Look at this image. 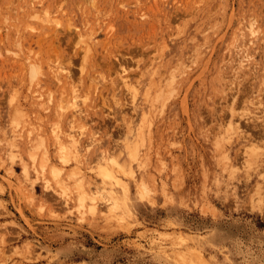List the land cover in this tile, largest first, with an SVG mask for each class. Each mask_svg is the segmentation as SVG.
Returning a JSON list of instances; mask_svg holds the SVG:
<instances>
[{
    "label": "rangeland",
    "instance_id": "obj_1",
    "mask_svg": "<svg viewBox=\"0 0 264 264\" xmlns=\"http://www.w3.org/2000/svg\"><path fill=\"white\" fill-rule=\"evenodd\" d=\"M0 264H264V0H0Z\"/></svg>",
    "mask_w": 264,
    "mask_h": 264
},
{
    "label": "bare ground",
    "instance_id": "obj_2",
    "mask_svg": "<svg viewBox=\"0 0 264 264\" xmlns=\"http://www.w3.org/2000/svg\"><path fill=\"white\" fill-rule=\"evenodd\" d=\"M43 17H44V16H43ZM44 20H45V19H44ZM46 20H47V19H46ZM54 20H55V19H54ZM48 23H49V22H48ZM132 90H133V89H131V92H132ZM132 93H133V92H132ZM133 94H134V93H133ZM74 142H75L74 139L70 141L71 144H74ZM75 143H76V142H75ZM105 154H106V153H105ZM105 157H106V156H105ZM107 157H108V156H107ZM133 158H134V157H133ZM103 159H104V158H103ZM106 159L108 160V158H106ZM110 160H111V159H110ZM110 160H109V161H110ZM111 161H112V160H111ZM108 163H109V162H108ZM108 165H109V164H108ZM109 166H110V165H109ZM107 167H108V166H107ZM107 167L104 166V168H103V170H102V171H103L104 178H105L106 180H110V179H113V178H114L115 180H117L118 178H115V177L112 175L111 171H110ZM109 168H110V167H109ZM111 170H112V169H111ZM119 182H120V181H118V184L121 185L122 183L120 182V183H121V184H120ZM118 184H117V185H118ZM121 186H122V185H121ZM95 193H96V192H94V193H89V194L86 193V195H88V200H89L90 206L93 207V208H95V204H96V203H95V198H96ZM107 194H109V193L107 192ZM113 196H114V195H113ZM110 198H111V197H110ZM108 199H109V198H108ZM110 201H111V200H110ZM110 203H111V202H110ZM112 204H113V203H112ZM114 204H115V203H114ZM114 204H113V205H114Z\"/></svg>",
    "mask_w": 264,
    "mask_h": 264
}]
</instances>
